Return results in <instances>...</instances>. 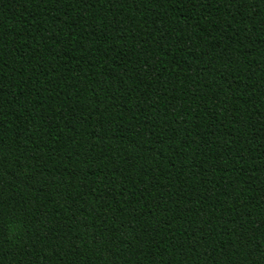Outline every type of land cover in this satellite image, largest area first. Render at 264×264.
<instances>
[{
	"label": "trees",
	"instance_id": "1",
	"mask_svg": "<svg viewBox=\"0 0 264 264\" xmlns=\"http://www.w3.org/2000/svg\"><path fill=\"white\" fill-rule=\"evenodd\" d=\"M0 264H264V0H0Z\"/></svg>",
	"mask_w": 264,
	"mask_h": 264
}]
</instances>
